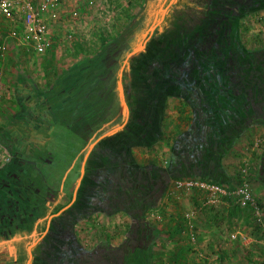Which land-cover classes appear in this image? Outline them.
Wrapping results in <instances>:
<instances>
[{"label":"trees","instance_id":"16d2710c","mask_svg":"<svg viewBox=\"0 0 264 264\" xmlns=\"http://www.w3.org/2000/svg\"><path fill=\"white\" fill-rule=\"evenodd\" d=\"M178 4L172 7L178 20L169 27L172 30L159 36L165 41L164 48L158 52V42L146 63L132 74L131 124L91 152L78 196L54 218L41 245L39 264H71V257L60 253L65 245L75 246L72 258L79 264H155L153 249L160 237L173 239L189 231L185 215L170 216L161 229L150 220L161 209L170 183L196 179L228 187L232 180L223 159L250 128L264 126V49L249 50L240 37V21L263 11L264 0H179ZM118 41L92 60L63 72L47 91H38L32 80L20 76L22 112L14 117L11 130L0 135L11 154L10 162L0 169V264H18L17 251L23 249L25 239L13 243L10 239L19 235L29 240L34 224L30 219L41 217L39 210L49 200L38 174L51 161L46 150L50 125L62 124L88 140L107 115L104 99L93 98L91 90L94 84L102 86L100 68L106 71L115 63V50L126 40ZM94 67L96 71L88 72ZM118 89L113 79L103 93L109 104L116 105ZM169 98L191 109L190 127L173 140L166 162L155 159L141 164L133 149L153 150L163 140L171 145L163 122ZM180 111L185 114L184 109ZM256 181L264 192V156ZM225 199L231 205L232 219L251 217L255 212L249 205L242 207ZM255 201L262 210L264 202ZM122 212L131 219L123 245L106 240L89 250L76 237L75 222L96 213ZM256 222L261 229L257 217ZM232 224L233 220L229 227ZM185 252L177 247L173 264H185Z\"/></svg>","mask_w":264,"mask_h":264},{"label":"rangeland","instance_id":"374dc122","mask_svg":"<svg viewBox=\"0 0 264 264\" xmlns=\"http://www.w3.org/2000/svg\"><path fill=\"white\" fill-rule=\"evenodd\" d=\"M178 3L179 0H63L57 19H52L48 23L52 46L48 54L46 53L47 56H22L19 52H15L18 47L14 46V50L3 61L4 92L0 99L1 131L4 132V128L11 130L14 117L22 112L18 101V83L21 75L32 80L38 91H47L64 71L71 69L81 61L96 57L105 47L119 43L120 38L126 41L124 46L115 50L114 75L119 83L118 91L121 97L131 102L133 87H135L132 74L146 63L148 60L146 57L156 49L158 42L161 43L158 52L164 48L162 44L165 41L162 42L159 36L178 20L177 13L174 11L175 7L172 9L173 6H178ZM11 27H14L13 23L0 15V29ZM70 35H73V38H70ZM240 37L249 50L264 49V10L246 16L240 21ZM53 50L54 52L50 53ZM130 77L132 82H130ZM125 92L128 98L125 97ZM183 108L184 112L188 113L187 121L183 124V128L187 130L190 127L188 119L191 118L192 112ZM121 112L123 115L120 120L117 116L118 124L107 122L102 127L103 131H93V135L97 132L99 134L89 139L90 141L62 124L51 123L50 137L46 141V150L51 161L42 166L38 174L44 195L49 200L44 206L45 209L39 210V213L43 212L42 216L30 219L34 223L29 230L30 239L21 238L19 235L10 239L12 243L15 240L22 242L20 240L25 239V242H22L23 249L20 251L17 247L16 261L18 264H39L41 245L52 228L54 218L62 215L78 196L86 173L85 171L82 175L84 165L88 162L91 152L100 139L124 127L125 115L128 111H125L123 107ZM165 113L166 117L163 122L165 126H168L171 145L163 140L153 150L143 147L133 149L135 159H138L141 164L149 163L148 157L166 162L171 156L173 140L177 135L186 131L176 130L174 123L178 124L181 120L178 117V111L172 106L169 108L167 106ZM110 115H113V112ZM132 116H134L133 113ZM254 148L255 152H253ZM243 152L239 164L232 165L233 168L229 171L236 175L237 180L246 175L245 180L255 200L264 202L261 185L256 181L264 156V140L248 142ZM1 153H5V162L0 169L10 162L6 159L11 157L6 148ZM189 212L194 213L192 216L194 239L189 231L173 239L160 237L153 249L155 264H173L171 257L177 247L186 251L185 264H226L224 261L225 244L229 249H240L245 253H250L245 261L240 260V256L234 257L232 264H264V229L258 228L255 212L251 217H236L239 221H248L249 224L243 229L248 235L250 234L253 241L244 245L240 238L238 240L232 238V234H237L242 228L238 222H235L237 219L229 217L224 198L220 203L211 204L208 203L207 195L198 189L178 194L168 192L161 202V209L151 215L150 220L154 226L161 229L167 226L172 216L179 218L180 215L184 216ZM260 212L263 217L264 207ZM32 215L34 214L32 213L30 217ZM232 220L233 224L229 227ZM130 226L131 219L125 213L112 215L96 213L88 219L75 222L74 230L81 244L90 250L106 240L114 245H123L130 234ZM21 253L24 254L23 259Z\"/></svg>","mask_w":264,"mask_h":264},{"label":"built area","instance_id":"2783aa9c","mask_svg":"<svg viewBox=\"0 0 264 264\" xmlns=\"http://www.w3.org/2000/svg\"><path fill=\"white\" fill-rule=\"evenodd\" d=\"M62 5L63 0H0V15L14 25L8 29H0V99L4 92L2 64L12 47L17 45L26 52L45 55L52 46L48 23L57 19L58 10ZM17 16L19 18H16ZM70 38H73V35H70ZM3 149L5 148L0 145V167L5 162V153H1ZM6 160L10 161L11 157ZM245 177L246 175H243L242 184L234 188L196 179L175 180L172 181L169 193L178 194L198 189L207 195L208 203L211 204L220 203L222 198H229L242 207H253L260 221L261 212ZM193 214L186 213L185 218L194 239Z\"/></svg>","mask_w":264,"mask_h":264},{"label":"crops","instance_id":"0c3cea01","mask_svg":"<svg viewBox=\"0 0 264 264\" xmlns=\"http://www.w3.org/2000/svg\"><path fill=\"white\" fill-rule=\"evenodd\" d=\"M35 1V0H34ZM17 45H15L16 47ZM18 48L15 50L16 53L19 52V55H22V56H26V57H37L39 55H35L33 53H29V52H26L22 47H19L17 46ZM14 50V46L13 48L11 49L10 52H12ZM53 51H51L50 53H53ZM48 54V53H47ZM47 54H45L47 56ZM45 55H41V56H45ZM4 64V62H3ZM2 64V66H3ZM65 72V71H64ZM61 76V75H60ZM59 76V77H60ZM58 79V78H57ZM56 79V80H57ZM56 83V81L54 80V84ZM53 84V86H54ZM52 88V86H51ZM50 89V87L48 88V90ZM169 106H172V108H174L176 111H178V117L181 119L180 122L177 124V123H174L176 125V130H186L183 128V124L185 123L184 121H187V115L188 113L186 112L185 114H182V112L180 111L181 109L183 110L184 106L182 107V104H181V101L179 99H176V98H169L168 99V108ZM185 109L189 110L190 112L191 109L189 107H185ZM183 115V116H182ZM10 122H8L9 124ZM115 123V122H114ZM117 124V123H116ZM14 123H12V127H13ZM165 125V124H164ZM63 126V125H62ZM4 127V126H3ZM168 126H165V132L167 133V138H170L169 137V134H168ZM3 130V129H2ZM4 130H6V128H4ZM99 132L103 131L102 130V126L98 128ZM97 131V130H95ZM0 132L1 134H3V131H1L0 129ZM177 133V132H176ZM0 134V135H1ZM96 135H93V137H89V139H92L94 138L95 136H97V134H99L98 132L95 133ZM84 138V137H83ZM262 141V139L264 140V126L263 125H257V126H254L252 128H250L244 135H242V137L236 142V144L234 145V147L232 148V150L225 156L224 158V165L225 168L227 169L229 175L231 176V183L228 185L229 188H234L236 187L237 185H239L240 183H242L244 181V178L242 180V178L240 177L238 180L237 178L235 177L236 175H234V173H232L231 171H229V169H232V165L234 166H237V164H239V162L241 161L240 160V157L242 156V152L245 148V145L248 143V142H256L258 140ZM101 140V139H100ZM90 141V140H89ZM0 145L4 148L5 147V144L0 142ZM7 150V149H6ZM247 151V149H245ZM255 148L253 150V152H255ZM245 153V152H243ZM248 153V151H247ZM10 154V153H9ZM253 154V153H252ZM11 155V154H10ZM252 159V158H251ZM250 159V160H251ZM138 161V159H136ZM155 159H152L151 157H148V161H154ZM232 163V164H231ZM236 164V165H235ZM85 166V165H84ZM84 170V169H83ZM242 180V181H241ZM262 188V186H261ZM263 191V190H262ZM264 193V192H263ZM224 203H225V208L227 209L228 211V215H229V212L231 210L230 208V203L227 202V200L224 198ZM258 218V217H257ZM235 222H238L239 223V226L240 228H242L241 230H238L237 234H232V238L238 240L240 238V240L242 241V244L244 245H248L250 242L253 241L252 237L250 236V234L248 235V233H246V231L243 229V228H246V225L244 221H239L238 218H235L234 220H236ZM260 225H261V228L264 229V219L263 217H260ZM245 224V225H244ZM243 225V226H242ZM245 233V234H244ZM250 256V253H245V251L243 250H240V249H237V250H233V249H229V247L226 246L225 244V247H224V261L226 262V264H232L234 261V257L236 258L237 256H240V260H243L245 261V259H247L248 257L247 256ZM238 264H241V263H238Z\"/></svg>","mask_w":264,"mask_h":264},{"label":"flooded vegetation","instance_id":"af4514ba","mask_svg":"<svg viewBox=\"0 0 264 264\" xmlns=\"http://www.w3.org/2000/svg\"><path fill=\"white\" fill-rule=\"evenodd\" d=\"M90 60H92V59H86V60H84L85 62H87V61H90ZM84 61H81V62H84ZM80 63V62H79ZM100 70H103V81H104V83L102 84V86L98 83L97 85L96 84H94L93 85V87H94V89L93 90H91V93H93V95H92V97L94 96L95 97V99L96 98H100V102H102V100L104 99V107H105V109H104V112H106L107 113V115L106 116H104L103 118H102V120H101V122H100V124L99 125H97L96 126V128L93 130V131H95V130H98V128L99 127H104L106 124H107V122H112L114 125H116V123H117V120L119 119L120 120V118L122 117V115H123V113L121 112V110H122V108L124 107V109H125V111H128L127 113L128 114H126L125 115V121H124V127L120 130V131H117L116 133H119V132H121V131H123L124 129H126L130 124H131V120H132V112H131V107H130V102H129V100L128 99H126V101L121 97V95H120V92H117V94H118V96H117V103H116V105L114 104V103H112V104H114V106H112V104H109V100H108V97L107 96H103V93L107 90V87H109L110 86V83H111V81H113V79L115 80V78H116V76L114 75V72H115V63H111L108 67H107V69H106V71H108L107 73H106V71L104 70V68L103 69H101L100 68ZM99 70V71H100ZM90 71H96V67H94V68H92V69H89L88 70V72H90ZM106 73V74H105ZM100 76V75H99ZM91 77H92V75H91ZM113 78V79H112ZM130 79V82H132V78L130 77L129 78ZM109 80V81H108ZM118 81V80H117ZM118 86H119V83H118ZM120 95V96H119ZM93 97V98H94ZM125 97L126 98H128V96H127V92H125ZM112 106V107H111ZM117 107H118V109H117ZM115 111V112H114ZM113 112V115H110L109 116V114L110 113H112ZM126 113V112H125ZM117 116H119V118L117 119ZM115 122V123H114ZM118 124V123H117ZM93 131H92V134H93ZM116 133H114V134H116ZM114 134H112V135H114ZM112 135H109V136H112ZM109 136H106V137H104V138H102L99 142H101V141H103V140H105L107 137H109ZM98 142V143H99ZM87 163V162H86ZM85 168H86V164H85V166H84V172H85ZM83 173V172H82ZM172 183V182H171ZM170 183V184H171ZM171 186V185H170ZM170 188V187H169ZM122 213H124V212H122ZM97 246H99V245H96V247ZM74 247L75 246H69V245H65L62 249H61V251H60V253L62 254V256L63 257H67V256H65V253L67 254V255H69V257H71L70 259H69V261H70V263L71 264H79V263H81V262H79V260L78 259H73V258H75V256H76V252H75V249H74ZM96 247H94V248H96ZM66 248H68V250L66 249ZM93 248V249H94ZM74 249V250H73ZM92 249V250H93ZM71 255V256H70ZM73 257V258H72ZM67 262V261H66Z\"/></svg>","mask_w":264,"mask_h":264},{"label":"water","instance_id":"95a60500","mask_svg":"<svg viewBox=\"0 0 264 264\" xmlns=\"http://www.w3.org/2000/svg\"><path fill=\"white\" fill-rule=\"evenodd\" d=\"M83 173H84V171H83ZM83 173H82V175H83Z\"/></svg>","mask_w":264,"mask_h":264}]
</instances>
